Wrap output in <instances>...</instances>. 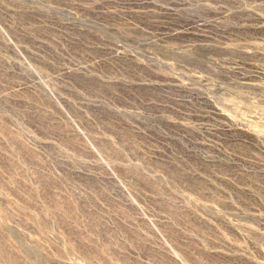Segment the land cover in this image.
Instances as JSON below:
<instances>
[{
	"label": "rangeland",
	"instance_id": "rangeland-1",
	"mask_svg": "<svg viewBox=\"0 0 264 264\" xmlns=\"http://www.w3.org/2000/svg\"><path fill=\"white\" fill-rule=\"evenodd\" d=\"M0 264H264V0H0Z\"/></svg>",
	"mask_w": 264,
	"mask_h": 264
}]
</instances>
